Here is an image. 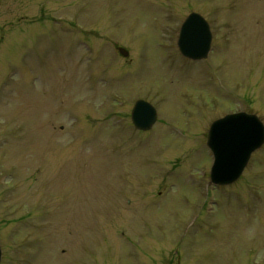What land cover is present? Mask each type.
I'll return each instance as SVG.
<instances>
[{
	"label": "rangeland",
	"instance_id": "1",
	"mask_svg": "<svg viewBox=\"0 0 264 264\" xmlns=\"http://www.w3.org/2000/svg\"><path fill=\"white\" fill-rule=\"evenodd\" d=\"M240 110L264 122V0H0V264H264V146L209 181V124Z\"/></svg>",
	"mask_w": 264,
	"mask_h": 264
},
{
	"label": "water",
	"instance_id": "2",
	"mask_svg": "<svg viewBox=\"0 0 264 264\" xmlns=\"http://www.w3.org/2000/svg\"><path fill=\"white\" fill-rule=\"evenodd\" d=\"M212 32L202 14L191 11L182 21L177 38L181 54L193 60L206 58L211 47ZM123 56L129 54L117 47ZM157 117L156 108L139 98L131 110V120L137 129H149ZM264 143V123L261 118L244 110L227 113L213 120L207 132L206 144L212 152L210 183L229 185L246 167L251 154ZM1 259V246H0Z\"/></svg>",
	"mask_w": 264,
	"mask_h": 264
}]
</instances>
